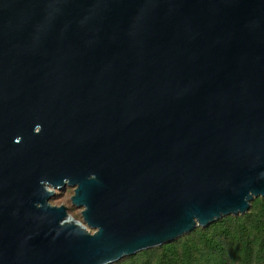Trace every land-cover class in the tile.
<instances>
[{"label": "water", "instance_id": "95a60500", "mask_svg": "<svg viewBox=\"0 0 264 264\" xmlns=\"http://www.w3.org/2000/svg\"><path fill=\"white\" fill-rule=\"evenodd\" d=\"M65 178L95 236L41 196ZM258 197L264 0H0V264L116 262Z\"/></svg>", "mask_w": 264, "mask_h": 264}, {"label": "rangeland", "instance_id": "374dc122", "mask_svg": "<svg viewBox=\"0 0 264 264\" xmlns=\"http://www.w3.org/2000/svg\"><path fill=\"white\" fill-rule=\"evenodd\" d=\"M72 195L73 188L69 186L55 190L52 203L66 206L71 217L82 221L81 208L70 203ZM255 200L264 201V198L253 199L247 214L234 216L237 223L226 220L230 216H225L206 227H195L191 232L169 243L123 257L114 264H166L172 259L181 260L184 250H188L191 254V264H218V259L226 261V264H264V232L259 233L264 228V219H261V228L258 232L254 227V215L262 212L263 209L262 206L252 205ZM221 221L224 222L220 224ZM233 232L242 233L243 239L250 242L253 246L250 254H244L240 250L238 240L240 237L237 234L233 235ZM205 240L214 241L211 250H209L210 243Z\"/></svg>", "mask_w": 264, "mask_h": 264}, {"label": "clouds", "instance_id": "9594fccd", "mask_svg": "<svg viewBox=\"0 0 264 264\" xmlns=\"http://www.w3.org/2000/svg\"><path fill=\"white\" fill-rule=\"evenodd\" d=\"M42 131V126L37 124L35 127H34V133L35 134H39L41 133ZM21 137H17L15 142L16 143H20L21 142ZM90 180H95L96 179V176L95 174H91L89 177H88ZM39 184L41 186V189L42 191L40 192L41 196H48V197H52V198H49L47 199L46 201V205L47 207L49 208H56L59 206L58 203H52V200H53V192H52V189L53 188H61V187H65L67 184H72L71 183V180L69 178H65L64 181H63V185L62 186H54L49 180L47 179H41L39 181ZM36 208H42L44 207V205L40 204V203H37L36 205ZM86 206V205H85ZM87 207V206H86ZM68 227H72L73 229V232L75 233H85L89 236H95L96 235V232H99L100 229L99 228H96L95 231H92L91 229H89L87 227V225L83 224L82 221L80 220H77L75 219L74 217H67V218H64L60 221V224H59V228L60 229H65V228H68ZM90 233V234H89ZM57 235H59V230L57 231ZM106 264H114L113 261H107Z\"/></svg>", "mask_w": 264, "mask_h": 264}, {"label": "trees", "instance_id": "16d2710c", "mask_svg": "<svg viewBox=\"0 0 264 264\" xmlns=\"http://www.w3.org/2000/svg\"><path fill=\"white\" fill-rule=\"evenodd\" d=\"M261 198V197H260ZM253 206L254 205H258V206H262V209H263V211L262 212H260V213H256L255 215H254V217H255V221H254V223H255V225H254V227H255V230L258 232V230H260V226H261V219H264V201L263 200H255L254 201V203L252 204ZM247 214V213H246ZM239 216H242V215H239ZM226 220H228V221H236V223H237V219H235V217L234 216H230V217H227V219ZM225 221V220H224ZM224 221H221L220 222V224L221 223H223ZM214 225L215 224H213V227H214ZM264 232V228L263 229H261L260 231H259V233L260 232ZM233 235L234 234H237V235H239V242H240V250L241 251H243L244 252V254H250L251 253V251H252V248H253V246L250 244V242H247L246 240H244L243 239V237H242V233L241 234H239V232H237V233H235V232H233L232 233ZM205 241H207L208 243H210V247H209V250H211V246L213 245L212 243H214V241H209V240H205ZM263 243V242H262ZM261 243V244H262ZM167 247V246H166ZM264 250V249H263ZM192 256H191V254L190 253H188V250H184V252H183V256L181 257V260H179V259H172V260H170V262H167L166 264H179V263H182V264H191V262H192V258H191ZM218 261V264H226V261H223V260H221V259H218L217 260Z\"/></svg>", "mask_w": 264, "mask_h": 264}]
</instances>
